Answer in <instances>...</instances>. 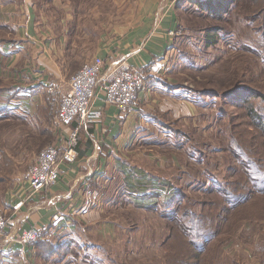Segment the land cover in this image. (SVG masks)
<instances>
[{"label": "rangeland", "instance_id": "374dc122", "mask_svg": "<svg viewBox=\"0 0 264 264\" xmlns=\"http://www.w3.org/2000/svg\"><path fill=\"white\" fill-rule=\"evenodd\" d=\"M13 1L0 0V4ZM176 1L60 0L59 10L65 8L69 30L73 29L67 48L68 56L76 60L72 69L78 71L100 50L102 38H113L117 31L123 35L144 8L153 4L172 9ZM223 1L226 10L221 17L207 18L193 5L178 12L182 29L178 28L176 46L168 49L167 65L161 66L183 97L178 91L166 94L193 105L192 125L163 121L155 129L157 141L140 144V155L135 146L116 158L114 170L92 188L93 204L88 209L94 213L89 221L72 225L61 235L55 231L56 236L48 241L51 253L44 258L38 253L35 264H196L197 259V264H264V195L253 196L259 201L251 206L243 203L230 208L226 202L233 204L244 191L227 187L234 180L228 169H237L236 178L242 185L247 178L223 150L229 144L226 125L232 116V121L240 123L238 143L254 154L245 153L250 158L247 161L254 163L251 172L259 176L264 172V129L250 126L246 111L235 106L245 100L246 93L225 102L217 97L219 92L217 96L193 92L202 87L226 92L247 85L262 94L263 99L253 101L264 113V0ZM51 6L36 8L38 21L50 22L48 14L55 12ZM207 26L220 28L214 34L217 43L211 47L202 30ZM81 56L84 62L80 64ZM72 69L68 68V75ZM221 108L227 109V115L218 123ZM13 112L0 114V208L17 177L28 179L38 155L55 143L47 130L37 126L43 118L24 119V111ZM255 182L258 188L264 185V181ZM218 185L226 188L221 192ZM223 192L227 195L222 196ZM211 202L215 207L209 206ZM224 207L229 210L222 225L220 208ZM172 219L184 222L186 230ZM204 230L227 233L220 239L217 235L211 250L196 256L187 235L195 239L196 231Z\"/></svg>", "mask_w": 264, "mask_h": 264}, {"label": "crops", "instance_id": "0c3cea01", "mask_svg": "<svg viewBox=\"0 0 264 264\" xmlns=\"http://www.w3.org/2000/svg\"><path fill=\"white\" fill-rule=\"evenodd\" d=\"M54 1L57 7L62 3ZM34 3V0H15L0 4V26L8 28L0 43V78L12 84L11 90L0 96V111L10 114L16 109L25 112L24 119L43 118L37 126L47 130L53 142L61 144L72 130L59 125L55 113L60 91L77 72L76 68L72 69L75 56L67 54L73 29L69 30L65 8L61 22L57 21L59 16L55 12L48 15L50 22L46 23L38 21ZM178 26L174 8L159 9L152 4L128 25L123 35L117 31L113 38H102L100 50L85 60L100 56L106 62V69L117 64L140 68L145 79L148 77L146 84L125 115L101 97L97 98L93 110L98 117L80 127L79 156L74 163L61 164L62 175L57 184L34 191L27 176L17 177L16 186L0 208L9 219L0 235V264H35L38 239L52 241L55 231L61 235L68 227L89 221L94 213L88 209L93 204L92 188L114 170L116 158L135 146L138 148L135 153L140 155V144L156 142L155 129L164 122L192 125L193 105L166 94L177 92L178 87L172 88L167 70L161 67L162 63L167 65L166 56L174 45ZM79 60L80 64L84 62L82 56ZM68 68L72 69L69 75ZM52 85L56 86V93L49 92ZM31 228L40 231L37 241L33 244L16 241L17 234Z\"/></svg>", "mask_w": 264, "mask_h": 264}, {"label": "built area", "instance_id": "2783aa9c", "mask_svg": "<svg viewBox=\"0 0 264 264\" xmlns=\"http://www.w3.org/2000/svg\"><path fill=\"white\" fill-rule=\"evenodd\" d=\"M145 82V74L140 68L117 64L106 69V62L100 56L86 61L70 77L67 86L60 91L56 110L59 125L68 128L77 123V127L69 132L63 143H54L38 155L28 173L29 187L39 191L57 184L62 175L61 164H71L77 160L79 130L84 124L98 117L97 112L93 110L98 97L125 115L131 109ZM48 90L56 93V86L52 85ZM8 222V217L0 210V235ZM39 236L40 231L31 228L21 231L15 239L21 244H33Z\"/></svg>", "mask_w": 264, "mask_h": 264}, {"label": "trees", "instance_id": "16d2710c", "mask_svg": "<svg viewBox=\"0 0 264 264\" xmlns=\"http://www.w3.org/2000/svg\"><path fill=\"white\" fill-rule=\"evenodd\" d=\"M34 4H35L36 8H39V6H41L42 9H45V7H44L45 5H52L50 8L53 7L54 11L58 14L59 17H57V21L59 20L60 22L62 20V17L65 14L64 10L59 11V9H57L58 7H57L54 0H38V1L36 0ZM192 5H193V7L200 8L202 13H204L205 17H207V18L208 17H211V18L221 17L223 14V9L226 10V8H224L225 5H224L223 0H179L174 5V10L176 12L178 21H179L178 12L183 11V9L186 10L187 7L192 8ZM189 8H187V9H189ZM53 9H51L50 11L52 12ZM178 28L182 29L180 27V23H179ZM7 29L8 28H4V27L0 26V43L4 40V33H6ZM202 30L205 33V40L207 42L206 45L208 47L215 45L217 43V41L214 39V34H217L220 31V28H218V26H207V27H203ZM177 37H178V35L175 36L173 47L176 46L175 43L177 41ZM147 78L148 77H146L145 81L147 80ZM193 81H195L194 78H193ZM5 85H7V86L5 87ZM177 87H178V85L173 86L172 88L177 89ZM233 87H230L231 89L229 88L228 89L229 91L227 90L226 92L224 90H221V91H224L223 93L220 90H218L217 92H215L213 89L208 90L209 88H206V87L197 88V90H195L193 92H196L199 95H205V96H207V95L217 96L218 92H219L220 95L217 97H220V99L222 101H225V102H230V101L233 102V100H235V97H237L238 95L240 96L243 93H246L247 97L245 98V100L242 101V99H241L238 102H235L236 103L235 106H237V108L244 109L246 111V116H248V119H249L248 122H249L250 126H256V127H260L261 129H264V113L260 109L255 107L254 101H253V99H257V98L263 99L262 94H260V92L258 90L254 89L250 86H247V85L244 87H241V88H237V87L233 88ZM11 88H12L11 82H7V81L0 79V96L2 94H4L5 92L10 91ZM178 88H180V87H178ZM200 90H201V92H200ZM226 111H227V109L221 108V110L218 114V123L224 122L225 116L227 115ZM1 112L3 113L5 111L4 110L0 111V114H1ZM55 115L57 118V112L55 113ZM232 120H233V118L231 116L230 124L226 125L227 131L230 133V140H229V144L224 146L223 150L228 152L231 162L233 161L232 165L235 162L236 164H234V165L239 167V170H240V168H241V170H243L244 174L246 175L247 182H248V184H247V182H246V184L251 185L252 188L246 187V184L242 185V181H240L239 179L236 178L237 169H234L232 166H230V168L228 169V173L231 174V176L234 178V180L232 182L229 181V183L227 184V187H231V189H234L237 192H243L244 191V195L242 193H239L238 196L235 197V199H234L235 202L233 204L228 203V201L226 203L229 204L230 208L231 207L232 208L237 207L243 203H246L247 205L246 204H244V205H246V207H247V206H251L257 200V198H253V196L264 195V185L262 187H259L260 188L259 189L258 186L255 184L256 183L255 179H257L259 182L264 181L262 179V175L264 172H260L259 176H253V172H251V171H252V167H253L254 163L248 162L247 160H249L250 158L248 155L245 154L247 152H251L253 154V152L251 149L249 151H245L243 149L241 143H238V141H240V139L242 138V135H239V132L237 131V129L240 128V123H238V122L236 123ZM75 127H77V123L73 124L72 129ZM234 133H235V135H234ZM251 139H253V136H251ZM51 142H52V140H51ZM78 142H79V139H78ZM77 149H78V143H77ZM252 160H254V158H252ZM243 166H244V169H243ZM244 174H242V175H244ZM216 188L221 189V192H222V190L226 187H223L222 185H218V186H216ZM210 194H211V192H210ZM224 194H226V193L225 192H223V194L221 193L222 196ZM257 201H259V199ZM209 206L215 207L214 203H212V202L209 203ZM218 207H219V204H218ZM228 210L229 209L225 208V207L220 208V212L223 213V217H224L222 225L224 224L225 216L227 215ZM185 217L186 216L184 215L183 218H185ZM172 220L175 221L176 223L180 224V226H183V228H184V222H182L181 220L176 221L177 217H176V220L175 219H172ZM244 220H247V218H244ZM198 223H203V221L201 219H199ZM185 230L186 229L184 228V231ZM221 233L222 232L217 234V231L213 232V231H205L204 230V232H202L201 234L199 231H196L195 239H192V236L190 234H188L187 236L190 240L191 245L195 249V253H196L195 255L200 256L202 254L201 251L205 254L206 249L211 250V248L213 247L212 244L214 242H216L217 235L219 236V239H220V236H222L223 234L226 235L227 232L222 233V234ZM197 240H201L203 244L196 245ZM48 243H49L48 241H42L40 239H38V241L36 242L37 246L39 247L38 253H39L40 258H44V257H46V255L48 253H51ZM198 261L199 260L197 259L195 261V263L197 264Z\"/></svg>", "mask_w": 264, "mask_h": 264}]
</instances>
